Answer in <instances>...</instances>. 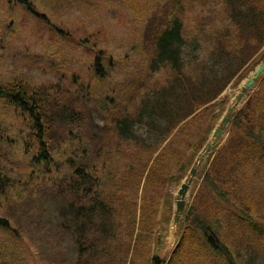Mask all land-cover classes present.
<instances>
[{"label":"rangeland","instance_id":"374dc122","mask_svg":"<svg viewBox=\"0 0 264 264\" xmlns=\"http://www.w3.org/2000/svg\"><path fill=\"white\" fill-rule=\"evenodd\" d=\"M28 1L30 8L26 0H0V88L22 81L46 91L47 103L73 108L79 115L70 124L52 117L54 122L46 137L55 162L48 166L31 163L36 153L34 139L31 138L34 143L28 151L24 148L29 140V121L14 104L0 96V166L11 179L17 180V185L12 184L7 196L1 198L0 216L6 217L11 226L0 224V264H157L154 254L169 258L181 236L183 228L179 222L187 207L194 203L210 214L220 209L218 200L207 194L200 196V202L195 197L230 131L225 128L227 133L220 145L197 166L184 210L175 222L177 192L180 183L189 177L186 170L181 179L176 178L179 165L184 162L187 169L196 166L204 152L202 145L212 136L208 127L219 125L227 106H240L244 101L236 105V96L246 77L253 73L251 63L260 50L256 52L250 44L240 52L231 51L222 57L219 51L213 53L219 30L215 32L214 26H225L228 20L220 19V4L207 1L182 0V13L174 0ZM180 13L188 39L183 56L185 82L189 76L187 82L204 88L208 87L211 75L218 79L214 92L224 86L215 99L221 102L215 105L218 116L212 117L210 109L201 111L190 123V131L195 129L192 134H187L185 125L182 131L171 133L174 137L166 145V141L161 142L171 124L164 126L165 121H156L162 127L156 130L144 119H135L137 139L125 143L115 122L124 115L134 118L145 88L161 89L177 76L169 66L154 71L147 54L155 49L157 36L170 24L173 15ZM98 58L104 74L96 72ZM179 93L188 106L201 103L203 109L211 91L198 99ZM261 122L264 124L260 118ZM191 138L194 148L188 145ZM154 150L165 153L164 172L160 176L149 173L147 184L142 182L138 186L136 179L143 174L148 155L156 154ZM71 155L74 160L69 163ZM229 159L230 155L222 160L226 163ZM81 161L94 166L96 193L115 201L119 210L115 220H127L124 212L128 208L136 210L137 220L134 236L129 233L128 220L127 224L119 223L117 238L103 239L89 233L79 257L75 232L62 225L59 210L74 197L69 188L71 171L73 163L79 165ZM221 171L226 172L224 164ZM259 173L253 178L241 174L233 180L234 186L224 184L232 201L229 204L221 199L227 207L224 224L231 231L230 238L238 242H233L239 253L238 264H264V233L258 234L251 223L236 214L242 209L262 224L264 231V219H258L260 215L264 217V171ZM157 178L160 181L155 183ZM146 216L154 218L152 224L141 221ZM137 234L145 235L147 242L140 241L135 246ZM195 236L192 232L184 236L168 264H210L204 262L205 257L220 258L202 235L198 240Z\"/></svg>","mask_w":264,"mask_h":264},{"label":"trees","instance_id":"16d2710c","mask_svg":"<svg viewBox=\"0 0 264 264\" xmlns=\"http://www.w3.org/2000/svg\"><path fill=\"white\" fill-rule=\"evenodd\" d=\"M27 3L29 2L26 0ZM182 0H175V2H181ZM200 2H211L213 4H220L222 11H220L219 17L221 20L227 19L228 23L225 26L215 25V32H217L216 42L213 44V53L228 54L229 52H240L248 45H254L255 51H259L264 46V0H198ZM29 6V3H28ZM30 8V6H29ZM182 8V7H180ZM184 26L180 16H176L166 26L163 31L157 36L156 45L157 52L151 62L152 68H159L160 66H169L175 73H178L172 86L175 87L176 82L178 89L184 95H194V92L202 91L204 88L195 86L194 84L189 87L183 83L178 77L184 72V58L183 53L185 51V45L187 41L183 35ZM215 34V33H213ZM246 40H244V39ZM255 52V53H256ZM264 59V48L260 51L258 56L252 61L251 67L254 68L261 60ZM98 70L103 73L102 63L98 58L96 60ZM250 67V68H251ZM242 76V75H240ZM239 80V79H238ZM237 80V81H238ZM209 84L216 87L218 79L211 75L209 77ZM228 82V81H227ZM261 83L263 87L259 90L258 94L264 93V76L261 77ZM0 96L8 98L12 103L16 105L19 111L24 115L23 118L28 119L30 125V131L26 138L29 140L24 144L25 151H28L31 144L35 142L36 153H33L31 163H39L44 165H52L54 157L49 150L48 138L46 137L48 132L51 130L53 125V118H59L63 123L70 124L72 120L77 121L79 112L73 108L68 109L67 106L63 107L58 104L47 103L48 96L47 92L41 89H34L28 86L22 81L10 83L0 88ZM198 96V95H197ZM216 94L212 95V99ZM181 97L179 92H175L174 99ZM196 97V96H195ZM181 98L176 101H180ZM58 105V106H57ZM196 106V104H195ZM60 107V108H59ZM57 109L58 111H54ZM78 114H77V112ZM195 111V109L193 110ZM244 108L240 109L234 119L236 126L242 127V119H245ZM174 110L171 107V103L167 100H159L145 102L139 117H134L136 120H140L141 117L147 113L151 117H161L167 119L168 123L173 121ZM264 112V110H263ZM249 113V114H248ZM248 117L251 116L250 112H246ZM129 115L123 116L117 120V130L122 138L137 139L135 135V119ZM144 118V117H143ZM145 120V119H144ZM150 123V121H148ZM233 123V124H234ZM245 136L248 137L251 143L258 144L263 141V134L260 130L257 132L249 127H245ZM34 139V142L31 140ZM151 157L147 159L144 164L143 174L136 179V184L140 186L144 176V172L147 169L148 163ZM74 158L71 155L67 159L69 163L73 162ZM158 161H161V156L155 158L151 164L150 171L157 172L162 170V167H158ZM55 162V161H54ZM182 166V165H181ZM180 166V169L184 168ZM146 168V169H145ZM94 166L87 161H81L79 165L73 163L71 184L73 199L63 204L59 210V215L62 217V225L65 228L72 229L75 232L76 244L79 250V257L83 255L85 246V240L88 239L89 233H96L103 239L116 238L119 234V221L115 220V213L118 212L114 206L115 201H112L107 195L103 196L96 193L95 184L97 181L94 175ZM162 174V172H159ZM183 174L180 175V178ZM149 180V175L146 177L145 184ZM205 184L210 191L214 193L221 192L218 184L215 182L213 175L209 172L204 178ZM12 184L17 185L16 179H11L10 176L5 172V169L0 166V203L1 198L7 196L9 189ZM123 213V212H122ZM189 210L184 221L186 224V231L192 229L193 232H198L203 236L205 241L210 247L225 258L227 264H236L235 255L232 250L221 240L218 233L215 231L214 224L219 221L216 218L209 220L203 215L194 214ZM127 220L130 221L131 229L136 224V211L127 209L126 214ZM153 217L146 216L141 217V221L153 222ZM121 224L123 221L120 222ZM0 224L4 226H10L7 218L0 217ZM142 238L141 236H139ZM154 259L159 261V257L155 256Z\"/></svg>","mask_w":264,"mask_h":264},{"label":"water","instance_id":"95a60500","mask_svg":"<svg viewBox=\"0 0 264 264\" xmlns=\"http://www.w3.org/2000/svg\"><path fill=\"white\" fill-rule=\"evenodd\" d=\"M264 71V63H261L260 66L257 68V70L255 71V73L249 77V79L246 81V83L242 86V89H241V92L239 93L238 95V98H241V96L244 94V92L247 91V89L249 87H251L255 80L259 77V75ZM233 110V107H229L228 108V111H227V115L223 117L222 121H221V125L220 127H217L213 133V136L215 139L219 138V136L222 134L223 132V126L227 123V121L229 120V115L231 114ZM211 147V143H208L207 144V148H210ZM203 160V157L201 156L200 157V161ZM196 172V168L193 167L190 171V174H191V177H193V175L195 174ZM191 180V179H190ZM188 187H189V184L188 183H183L181 185V188L179 189V195L181 196V198L177 201V205H178V212H181L183 207H184V204H185V195L187 193V190H188ZM179 218V213L176 214L175 216V220L177 221Z\"/></svg>","mask_w":264,"mask_h":264}]
</instances>
